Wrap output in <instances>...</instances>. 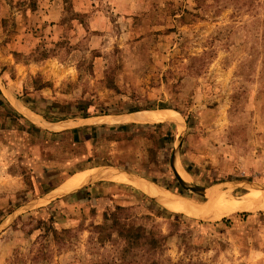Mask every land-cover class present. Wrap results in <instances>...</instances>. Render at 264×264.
Instances as JSON below:
<instances>
[{
    "label": "rangeland",
    "instance_id": "374dc122",
    "mask_svg": "<svg viewBox=\"0 0 264 264\" xmlns=\"http://www.w3.org/2000/svg\"><path fill=\"white\" fill-rule=\"evenodd\" d=\"M161 109L95 149L51 129ZM174 154L189 185L264 195V0H0V264H264V208L193 216L111 178L33 202L107 165L206 201ZM117 205L160 244L118 236Z\"/></svg>",
    "mask_w": 264,
    "mask_h": 264
},
{
    "label": "bare ground",
    "instance_id": "6f19581e",
    "mask_svg": "<svg viewBox=\"0 0 264 264\" xmlns=\"http://www.w3.org/2000/svg\"><path fill=\"white\" fill-rule=\"evenodd\" d=\"M139 112V111H136ZM134 112V113H136ZM131 114H126L122 116H110L108 117L110 121H131V122H154V121H163L167 119H174L175 113L171 116L170 112L167 109L153 111L152 113H141L139 117H149V120H140L132 118ZM161 115V116H160ZM160 116V117H158ZM164 116V117H163ZM32 118V117H31ZM34 118V117H33ZM36 119V118H34ZM176 158V157H175ZM175 158H173V164L175 169L179 173L177 169V165L175 163ZM183 173V172H182ZM98 173L91 169V170H84L79 171L70 176L65 182L62 183L60 186V190L64 193L70 192L72 190H76L81 185L85 184L88 181H93V179L97 178ZM181 176V174L179 173ZM183 175V174H182ZM99 176H103L106 178H111L112 180L122 181L129 184H133L137 187L142 188L145 192H147L152 197L156 198L158 201L162 202L166 207L170 208L171 210L176 209L177 211L184 212L193 216H200V217H208V218H217L221 216L224 211L232 210L234 208L238 209H255V208H264V195L263 193H256L255 190L250 191L249 193L241 196H235V199L228 198L225 194L219 192L216 188H210L206 190V202L199 203L197 201H189L188 199L171 193L170 191L163 189L148 180L134 177L126 172H120L117 169L108 168L101 171ZM184 176V175H183ZM183 176H181L183 178ZM183 180H186V178ZM262 191V190H261ZM229 195V194H228ZM230 196V195H229ZM260 199L262 202L256 201L257 203H253L251 200ZM251 203L248 204V202ZM255 204V205H252ZM249 205V206H248ZM237 210V209H236Z\"/></svg>",
    "mask_w": 264,
    "mask_h": 264
},
{
    "label": "crops",
    "instance_id": "0c3cea01",
    "mask_svg": "<svg viewBox=\"0 0 264 264\" xmlns=\"http://www.w3.org/2000/svg\"><path fill=\"white\" fill-rule=\"evenodd\" d=\"M78 1L81 2L82 0H78ZM50 15L47 14V17L49 18ZM96 117L99 118L101 116H99V115L95 116L94 115V116H89V117L77 118L76 120H69V121L65 120V121H62L60 123H56L54 125H51V129L53 131H60L62 133H65L66 135L69 136V138L73 142H75L81 146L89 147V148H90V146H92V148L95 149V147L98 146V144L100 142L102 143V140L105 139L104 137H98V136H100V134L102 133L103 130H107V129L111 128L114 131H118V130L120 131V129H123L120 127L125 126L127 124L125 122H118L117 124H115V123L109 124V123H103V122L91 124V123L87 122L90 119L96 118ZM62 123H66V125L70 124V126L65 127V128H60L59 125H61ZM121 123L125 124V125H121ZM68 129L70 131H67ZM63 131H65V132H63ZM106 159H109V158H106ZM74 173H72L70 176H72ZM65 181H63V182H65ZM61 184H59V185H61ZM47 192H49V191H47Z\"/></svg>",
    "mask_w": 264,
    "mask_h": 264
},
{
    "label": "trees",
    "instance_id": "16d2710c",
    "mask_svg": "<svg viewBox=\"0 0 264 264\" xmlns=\"http://www.w3.org/2000/svg\"><path fill=\"white\" fill-rule=\"evenodd\" d=\"M161 108H163V106H161ZM103 133V132H102ZM100 134V136L98 137H103V134ZM127 207L124 206H120L117 205L115 206V212L112 214L113 219L115 220V222L118 225V230H117V234L118 236L124 238L125 240H127L130 245H134L137 243V241L139 243H146L148 244L151 248H156L160 242L163 240V237H159L157 235H155V233L152 230H148L146 229L143 225H137L134 223H125L122 222L124 219L125 221H129V216H124L122 218H120L121 216L119 214H123L126 211ZM160 214H162L164 211L163 209L159 210Z\"/></svg>",
    "mask_w": 264,
    "mask_h": 264
},
{
    "label": "water",
    "instance_id": "95a60500",
    "mask_svg": "<svg viewBox=\"0 0 264 264\" xmlns=\"http://www.w3.org/2000/svg\"><path fill=\"white\" fill-rule=\"evenodd\" d=\"M118 115H122V114H118ZM99 116H100V115H99ZM112 116H117V115H112ZM173 158H175V154L172 156V159H171V167H172V170H173V174H174L175 177L177 178L179 184H180L183 188H185V189H188V190L193 191V192L198 193V194H203V193L205 192L206 188H201V187H197V186L189 185V184H187V183L185 182V180H183V178L179 175V173H178L177 170L175 169V166H174V164H173ZM108 168H115V169L119 170L120 172H126V173H128V174H130V175H133L134 177H138V178L145 179V178H143V177H139V176L136 175L135 173L129 172V171L124 170V169H120V168H118V167L110 166V165H107V166H101V167H96V168H94L93 170H95V171L98 173V174H97L98 176H97L96 179H93V181H88V182H86L85 184L81 185V186H80L79 188H77L76 190H72V191H70V192H66V193H64V192H62V191L60 190V186H61L62 184H61V185H58L56 188H54V189L50 190L49 192H46L45 194H43V195L39 196L38 198L34 199L33 202L39 204V203L44 202V201H47V200H51V199L58 198V197H60V196H62V195H65V194H68V193L75 192V191L79 190L80 188H82L83 186H86V185H88V184H91V183H93V182H95V181H98V180H100V179H108V178H106V177L99 176V174L101 173V171H103L104 169H108ZM145 180H148V179H145ZM148 181L151 182V183H153V184H155V185H157L156 183H154V182H152V181H150V180H148ZM157 186H159V185H157ZM159 187H161V186H159ZM218 187H221V186H218ZM161 188H163V187H161ZM215 188H216V187H215ZM163 189H165V188H163ZM166 190H168V189H166ZM168 191H170V190H168ZM170 192L173 193L172 191H170ZM174 194H175V193H174ZM176 195H178V194H176ZM179 196H181V195H179ZM183 197H184V196H183ZM186 198H188V197H186ZM188 199H192V198H188ZM193 200H195V199H193ZM195 201H197V202H199V203H204V202H206V201H198V200H195Z\"/></svg>",
    "mask_w": 264,
    "mask_h": 264
}]
</instances>
